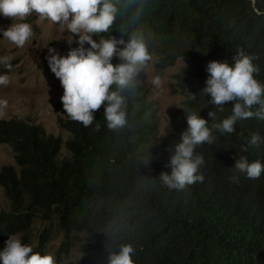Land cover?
I'll list each match as a JSON object with an SVG mask.
<instances>
[{"label": "trees", "instance_id": "1", "mask_svg": "<svg viewBox=\"0 0 264 264\" xmlns=\"http://www.w3.org/2000/svg\"><path fill=\"white\" fill-rule=\"evenodd\" d=\"M127 24V16L118 15L100 36L126 42L133 31ZM136 27L152 55L149 66L156 59L166 70L185 60L173 90L183 97L173 114L175 131L160 140L148 92L140 87L125 94L128 126L119 132L108 130L104 106L90 127L61 118L71 135L69 157L61 158L62 140L33 118L0 119V144L12 148L16 161L0 171L11 203L8 209L0 200V243L10 236L28 240L42 220L49 223L34 253L42 255L61 232L59 262L77 248L78 264H108L111 252L131 243L134 264H264V172L253 180L234 169L240 156L264 165V143H247L252 133L264 138V120L239 119L235 132L222 134L214 125L231 116L234 105L218 110L202 92L209 62L234 66L238 49L253 57L254 76L264 84V0H145ZM76 47H64L65 55ZM111 62L120 63L118 57ZM193 112L208 121L214 137L194 152L204 158L198 172L204 180L169 190L159 176L171 172L167 165Z\"/></svg>", "mask_w": 264, "mask_h": 264}, {"label": "clouds", "instance_id": "2", "mask_svg": "<svg viewBox=\"0 0 264 264\" xmlns=\"http://www.w3.org/2000/svg\"><path fill=\"white\" fill-rule=\"evenodd\" d=\"M144 8L145 0H0V16L12 20L6 30L0 31L16 47H24L33 33L31 25L22 21L35 13L40 20H48L73 37L78 36L75 41L78 47L70 49L67 55L61 56L55 49L49 48L46 57L63 88V109L71 120L90 127L95 120L94 112L104 106L108 130L119 132L128 126L125 94L137 89L140 74L152 60L144 33L136 27ZM118 15L127 16V27L133 28L127 41L103 36L99 42L94 40V35L109 32ZM85 43L90 47L85 48ZM118 45L124 47L119 48ZM117 57L120 63L114 65L111 61ZM232 59L234 66H229L227 62H209V78L202 89L211 97L209 103L218 110L222 111L229 102L234 105L233 114L214 125L222 134L235 132L234 125L239 119L256 117L264 120V84L254 76L259 68L253 63V57L245 54L243 49H238ZM10 60L8 56L0 57V64H4L9 71L12 68ZM8 83V76L0 75V85L7 86ZM151 83L159 88L162 82L156 76ZM190 99H195V95H191ZM0 105L6 106V102L0 101ZM208 115L211 119L215 118L214 111ZM186 120L187 129L180 135L181 142L174 146L167 165L171 172H161L159 176L162 185L169 190L181 191L196 182H203L204 176L198 172L204 158L194 155V152L197 146L214 142L207 120L195 112ZM247 143L259 148L264 138L258 132L252 133ZM243 150L247 151V148ZM234 169L255 180L264 172V165L259 161L249 163L247 157L240 156ZM230 179L239 181L238 176ZM134 252L131 243L121 244L118 251L109 254L108 264H134ZM0 264H56V261L50 254L34 253L31 246L22 244L16 236H10L0 251Z\"/></svg>", "mask_w": 264, "mask_h": 264}, {"label": "rangeland", "instance_id": "3", "mask_svg": "<svg viewBox=\"0 0 264 264\" xmlns=\"http://www.w3.org/2000/svg\"><path fill=\"white\" fill-rule=\"evenodd\" d=\"M32 27V37L22 48L16 47L3 37L0 31V57H11L12 65L9 71L4 64H0V75H7L9 83L7 86L0 85V101H5L6 106L0 105V119H20L29 116L42 126L49 135L60 138L63 143L61 158L69 157L66 143L71 138L70 133L61 127L59 121L66 119L68 115L63 109L61 97L63 88L60 80L51 71L47 56L48 49L53 48L61 56H64V47H73L77 43V37L59 25L40 20L33 13L26 20ZM12 23L11 19L0 16V30H6ZM101 36L94 35L93 39L99 42ZM86 47H90L85 43ZM155 59L152 64L140 74V87L148 92V103L153 110L152 116L159 128L160 140L175 131L174 112L180 108L183 97L174 94L175 76L185 65V60H179L177 64L166 69L159 70ZM159 76L161 87L156 88L151 81ZM148 89V90H147ZM4 166H15V155L11 147L0 144V171ZM0 200L3 206H11L4 188L0 185ZM48 221H35L31 236L28 240L18 236L22 244L29 245L35 252L39 246V237L43 228L47 227ZM63 234L60 232L54 236L43 249V254H50L55 258L56 264H78L81 259L77 248H72L68 256H64L59 262L57 252L61 245ZM5 247V242L0 243V251Z\"/></svg>", "mask_w": 264, "mask_h": 264}]
</instances>
